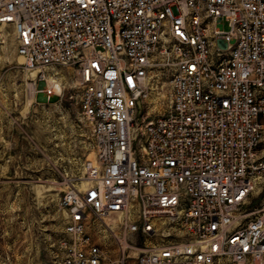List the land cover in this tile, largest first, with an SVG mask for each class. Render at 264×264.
Wrapping results in <instances>:
<instances>
[{"label":"built area","instance_id":"2783aa9c","mask_svg":"<svg viewBox=\"0 0 264 264\" xmlns=\"http://www.w3.org/2000/svg\"><path fill=\"white\" fill-rule=\"evenodd\" d=\"M0 25L28 69H74L92 125L90 183L59 203L61 264H264V212L249 207L264 175V0H0ZM157 51L174 66L170 106L137 149Z\"/></svg>","mask_w":264,"mask_h":264},{"label":"rangeland","instance_id":"374dc122","mask_svg":"<svg viewBox=\"0 0 264 264\" xmlns=\"http://www.w3.org/2000/svg\"><path fill=\"white\" fill-rule=\"evenodd\" d=\"M223 24L227 29L228 23ZM173 73L166 54L154 53L147 96L133 117L137 149L144 125L170 106ZM47 86L53 89L51 97L41 92ZM80 96L72 67L29 70L13 27L0 25V264H61L66 215L60 199L70 186L87 183L85 163L95 155L92 125L82 114ZM259 152L264 155V133ZM249 207L264 212V175ZM95 239L114 252L108 233L95 234Z\"/></svg>","mask_w":264,"mask_h":264},{"label":"bare ground","instance_id":"6f19581e","mask_svg":"<svg viewBox=\"0 0 264 264\" xmlns=\"http://www.w3.org/2000/svg\"><path fill=\"white\" fill-rule=\"evenodd\" d=\"M14 29V28H13ZM14 34H15V31H14ZM17 41V40H16ZM21 56V55H20ZM21 57H23V56H21ZM29 70H31V71H35L36 69H29ZM34 74H35V72H34ZM44 78H41V80H43ZM50 82H53L54 83V86H56V87H58V88H60L61 86H62V83H60L58 80H56V79H54V78H50ZM49 88H51V87H48L47 86V88L46 89H49ZM41 92L43 93V92H45V88L43 89V90H41ZM90 183V181L88 180L87 181V183H85V185H83L84 187L85 186H87V184H89Z\"/></svg>","mask_w":264,"mask_h":264}]
</instances>
